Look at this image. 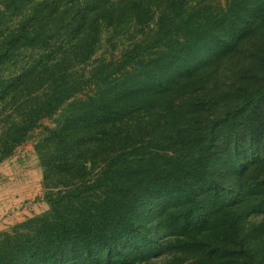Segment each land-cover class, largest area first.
Here are the masks:
<instances>
[{"label":"trees","instance_id":"obj_1","mask_svg":"<svg viewBox=\"0 0 264 264\" xmlns=\"http://www.w3.org/2000/svg\"><path fill=\"white\" fill-rule=\"evenodd\" d=\"M13 17L0 164L43 129L49 209L0 264H264V0H0Z\"/></svg>","mask_w":264,"mask_h":264},{"label":"rangeland","instance_id":"obj_2","mask_svg":"<svg viewBox=\"0 0 264 264\" xmlns=\"http://www.w3.org/2000/svg\"><path fill=\"white\" fill-rule=\"evenodd\" d=\"M197 6L202 4L225 6L226 0H193ZM6 18L0 26V38L6 34L12 22ZM111 34L105 33L103 41L95 55V60L120 58L123 50L134 40L141 37V33L133 24L128 25L125 31L114 38L112 44L108 43ZM114 45V47H112ZM24 50L23 57L30 55L31 47ZM17 66L11 64L7 70L15 71L24 66L22 59ZM95 61L91 64L94 65ZM3 116L12 113V108L0 112ZM58 116L53 119H45L42 123L45 126L54 127ZM1 127H5L2 125ZM0 127V128H1ZM43 136V129L35 130L30 137L19 146L13 155L0 164V233L11 230L14 226L25 222L29 218L39 216L48 211L49 206L45 201V189L43 187V168L36 152V143Z\"/></svg>","mask_w":264,"mask_h":264}]
</instances>
